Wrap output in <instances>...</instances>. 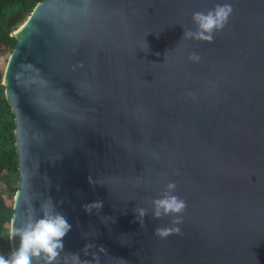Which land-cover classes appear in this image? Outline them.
<instances>
[{"label": "water", "instance_id": "water-1", "mask_svg": "<svg viewBox=\"0 0 264 264\" xmlns=\"http://www.w3.org/2000/svg\"><path fill=\"white\" fill-rule=\"evenodd\" d=\"M224 3L211 43L182 38ZM12 35L10 230L51 197L72 225L56 264H264V0H41ZM170 182L178 225L152 218Z\"/></svg>", "mask_w": 264, "mask_h": 264}, {"label": "clouds", "instance_id": "clouds-1", "mask_svg": "<svg viewBox=\"0 0 264 264\" xmlns=\"http://www.w3.org/2000/svg\"><path fill=\"white\" fill-rule=\"evenodd\" d=\"M233 9L230 4H218L207 11H196L192 13L194 29L183 30L184 39H193L211 43L214 34L222 30L229 19ZM191 60H199L198 54H191ZM89 184L94 185L93 178L88 177ZM175 183H168L159 198L152 200V218L160 219L165 216L175 217L172 223L178 225L181 221L179 214L186 209V202L174 195ZM63 203V201H61ZM103 202L95 201L82 205L86 214L91 215L93 209H102ZM42 214L36 216L30 213L21 227H13L9 233V239L18 240V244L8 258L0 255V264H56L57 258L64 252V238L71 231L72 225L60 212L55 211L52 199L41 205ZM136 220L142 227L147 210L135 208ZM180 234L179 227H157L154 234L167 237L171 234ZM89 247V245H85ZM79 264L78 254H69Z\"/></svg>", "mask_w": 264, "mask_h": 264}, {"label": "trees", "instance_id": "trees-1", "mask_svg": "<svg viewBox=\"0 0 264 264\" xmlns=\"http://www.w3.org/2000/svg\"><path fill=\"white\" fill-rule=\"evenodd\" d=\"M41 0H0V59L8 61L17 43L13 29L24 23ZM0 69V255L8 258L12 247L8 233L13 215L14 196L18 189V154L15 115L2 84Z\"/></svg>", "mask_w": 264, "mask_h": 264}, {"label": "rangeland", "instance_id": "rangeland-1", "mask_svg": "<svg viewBox=\"0 0 264 264\" xmlns=\"http://www.w3.org/2000/svg\"><path fill=\"white\" fill-rule=\"evenodd\" d=\"M6 61L4 59H0V69L4 70Z\"/></svg>", "mask_w": 264, "mask_h": 264}]
</instances>
